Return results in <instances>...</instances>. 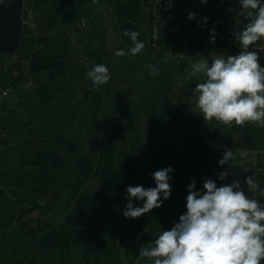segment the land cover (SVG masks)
<instances>
[{
  "label": "crops",
  "instance_id": "1",
  "mask_svg": "<svg viewBox=\"0 0 264 264\" xmlns=\"http://www.w3.org/2000/svg\"><path fill=\"white\" fill-rule=\"evenodd\" d=\"M149 1L100 0L99 10L92 0L24 1L32 55L0 102V264H116L128 223L121 209L134 174L131 143L144 150V187H155L154 171L174 170L170 198L143 215L146 246L186 211L193 179L197 189L202 177L220 186L218 173L244 167L250 175L262 170L264 185V127L204 120L194 93L203 77L190 66L195 52L216 58L212 46L193 56L189 45L156 55ZM125 29L139 32L145 44L139 54L116 55L134 46ZM96 64L111 72L98 90L87 77ZM228 149L234 158L220 166Z\"/></svg>",
  "mask_w": 264,
  "mask_h": 264
},
{
  "label": "clouds",
  "instance_id": "2",
  "mask_svg": "<svg viewBox=\"0 0 264 264\" xmlns=\"http://www.w3.org/2000/svg\"><path fill=\"white\" fill-rule=\"evenodd\" d=\"M11 0H0L7 7ZM206 4L208 0H200ZM99 10L100 0H92ZM240 15L246 23L242 30L233 32L234 42L241 49L235 55L205 58L197 53L192 64V75L200 74L203 81L196 84V108L211 125L215 120L225 126L243 127L246 122L264 127V66L259 62V51L254 47L264 39V0H239ZM195 12L188 18L195 19ZM203 20L207 22V17ZM123 34L133 42V47L121 49L116 55H137L145 44L138 40L139 32L125 29ZM210 40L215 42V29L210 30ZM251 47V50H250ZM153 75L159 73L156 65H149ZM90 89L98 90L108 83L111 72L104 64H96L87 72ZM234 158L231 149L224 151L218 160L224 166ZM171 166L160 168L151 177L155 187L137 184L126 186L127 204L121 209L125 218H139L159 208L169 199L172 188L169 181ZM246 171V169H245ZM223 181L228 172L217 174ZM203 188H196L195 179L187 185L186 211L170 229L155 234L154 240L139 251L140 260L150 264H261L264 261V204L241 190L239 181L220 186L208 177H202ZM248 191L264 197L256 179L245 177ZM142 202L135 206L133 201ZM139 238V237H138Z\"/></svg>",
  "mask_w": 264,
  "mask_h": 264
},
{
  "label": "built area",
  "instance_id": "3",
  "mask_svg": "<svg viewBox=\"0 0 264 264\" xmlns=\"http://www.w3.org/2000/svg\"><path fill=\"white\" fill-rule=\"evenodd\" d=\"M189 12H195L196 18L189 19ZM207 17V22L203 20ZM246 21L240 14L235 13L231 9L224 7L217 1H210L202 4L200 0H150L149 1V29L148 37L151 47L156 52L164 51L162 44L165 41V46L170 48L173 45L185 47L189 44L191 35L197 32L208 33L210 30L215 29V37L220 41L227 44L229 47H234L241 50L234 42L233 32L242 30ZM82 28L86 26V21L83 19L81 22ZM254 47L259 51L262 66H264V39L259 41ZM250 47V50H251ZM238 51V52H239ZM166 54L171 53L170 50L165 51ZM8 68H6L7 71ZM12 71V78L15 79L19 76V69L10 66ZM8 69V70H10ZM12 79H5L0 83V101L8 98L14 91L12 86ZM4 129H0V139L4 135ZM246 168L240 167L231 171L225 179V183L239 181L241 190H245L246 183L245 177L248 176ZM262 170L257 169L251 176H253L259 183L260 188L264 189L260 176ZM252 198H256L264 204V197L251 192L247 193Z\"/></svg>",
  "mask_w": 264,
  "mask_h": 264
},
{
  "label": "rangeland",
  "instance_id": "4",
  "mask_svg": "<svg viewBox=\"0 0 264 264\" xmlns=\"http://www.w3.org/2000/svg\"><path fill=\"white\" fill-rule=\"evenodd\" d=\"M27 14V13H25ZM211 44V43H210ZM217 46L218 44H221V42L217 43L214 42ZM211 44L212 47H210L208 50L210 51L211 55H214L215 57H218L220 55H224L225 57L228 55H235L234 53L228 51L225 47L217 49L216 45ZM190 45V44H189ZM208 45V44H207ZM17 61V58L14 56V58L11 57H5V59L2 62V65L4 68H10V66H15V62ZM24 65V64H23ZM192 66V65H191ZM190 66V68H192ZM9 71V70H8ZM11 71V69H10ZM11 96V95H10ZM9 96V97H10ZM4 100V99H3ZM2 102V100L0 101ZM136 145V148H135ZM140 144L138 143H131L133 155L131 156L133 160V175L129 176L130 184L132 186H135L137 184H140V177H143L144 172L146 171L145 166H146V160L144 157V154L141 148ZM143 147V146H142ZM136 150V152H135ZM134 164L138 167L136 169L134 168ZM141 185V184H140ZM135 206H141L140 201L134 200L133 201ZM143 216L139 218H128V223L126 225V230L123 233L122 236V241H121V251H122V256L121 259L116 263V264H137V260L139 258V251L143 247H146V238H145V228H144V221H143ZM139 237V238H138ZM145 258L140 260V264H145L144 263Z\"/></svg>",
  "mask_w": 264,
  "mask_h": 264
},
{
  "label": "trees",
  "instance_id": "5",
  "mask_svg": "<svg viewBox=\"0 0 264 264\" xmlns=\"http://www.w3.org/2000/svg\"><path fill=\"white\" fill-rule=\"evenodd\" d=\"M210 1H217L220 4H222L224 7H227L229 9H231L232 11H234L235 13L240 14V4H239V0H210ZM215 42L219 43L221 42V44H218L219 46H224L226 45V47H228L229 51L237 54L239 50H237L234 47H229L227 46V44H225L224 42L220 41L217 37H215ZM214 44L213 42H211L210 40V35H208V33H201V32H197L194 35H191L189 38V47L192 46V48H189L187 51H189V54H191L193 56V53L195 52V50L200 49V48H205L206 44ZM163 46H164V51L162 52H156L152 47L151 49L156 53V55L158 56H167L170 54H177L178 52H180L183 48L181 46H177V45H173L170 48L165 46V41L162 42ZM33 46H34V38H32L31 36V31L28 28V26L26 25L24 27V34L23 37L21 39L20 42V48L17 52L16 55H14L17 58V61L15 62V66L16 68L19 69V76L15 79L12 78V71H6V68L3 67L2 62L5 57H11L14 58L13 55H5V54H1L0 55V83L5 80V79H12V86L14 87V89L17 87V83L19 82V79L23 76V72H24V63L26 60H28L30 58V56L32 55V50H33ZM191 49V50H190ZM170 50L171 53L166 54L165 51ZM194 50V51H192ZM188 53V52H187ZM197 54V52H195ZM195 56V55H194ZM196 57V56H195ZM10 69V68H9ZM3 119L2 116L0 115V129L3 128ZM248 172V171H247ZM251 172H248V176L250 175ZM247 193H249L247 185L245 187L244 190Z\"/></svg>",
  "mask_w": 264,
  "mask_h": 264
},
{
  "label": "water",
  "instance_id": "6",
  "mask_svg": "<svg viewBox=\"0 0 264 264\" xmlns=\"http://www.w3.org/2000/svg\"><path fill=\"white\" fill-rule=\"evenodd\" d=\"M25 0H11L7 7L0 6V55H16L24 34ZM209 59L211 64V58ZM195 58V57H194Z\"/></svg>",
  "mask_w": 264,
  "mask_h": 264
}]
</instances>
